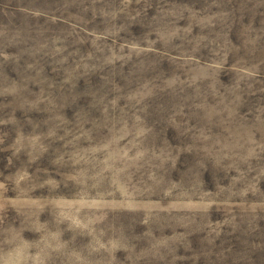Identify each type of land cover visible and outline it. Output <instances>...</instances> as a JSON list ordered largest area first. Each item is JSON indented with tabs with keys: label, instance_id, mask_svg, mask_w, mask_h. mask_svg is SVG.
Listing matches in <instances>:
<instances>
[{
	"label": "rangeland",
	"instance_id": "rangeland-1",
	"mask_svg": "<svg viewBox=\"0 0 264 264\" xmlns=\"http://www.w3.org/2000/svg\"><path fill=\"white\" fill-rule=\"evenodd\" d=\"M0 264H264V0H0Z\"/></svg>",
	"mask_w": 264,
	"mask_h": 264
}]
</instances>
